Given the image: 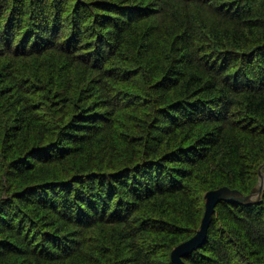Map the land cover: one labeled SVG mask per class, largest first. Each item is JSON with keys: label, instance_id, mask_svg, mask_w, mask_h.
Here are the masks:
<instances>
[{"label": "trees", "instance_id": "1", "mask_svg": "<svg viewBox=\"0 0 264 264\" xmlns=\"http://www.w3.org/2000/svg\"><path fill=\"white\" fill-rule=\"evenodd\" d=\"M0 7V264H174L259 185L264 0ZM184 261L264 264V193Z\"/></svg>", "mask_w": 264, "mask_h": 264}, {"label": "water", "instance_id": "2", "mask_svg": "<svg viewBox=\"0 0 264 264\" xmlns=\"http://www.w3.org/2000/svg\"><path fill=\"white\" fill-rule=\"evenodd\" d=\"M262 169L263 167L260 171L259 185L254 188L249 195H245L237 189H231L226 186L209 191L205 194V213L202 219L201 227L192 238L173 249L171 259L174 264H186L184 258L200 249L206 243L213 215L215 214L216 207L220 202L225 201L237 203L243 206H251L262 201L264 193V173Z\"/></svg>", "mask_w": 264, "mask_h": 264}, {"label": "bare ground", "instance_id": "3", "mask_svg": "<svg viewBox=\"0 0 264 264\" xmlns=\"http://www.w3.org/2000/svg\"><path fill=\"white\" fill-rule=\"evenodd\" d=\"M54 1V0H53ZM58 1V0H57ZM45 2V1H44ZM50 2H51V0H50ZM48 3V2H47ZM52 4H50V6H51ZM48 6V5H47ZM54 6V5H53ZM0 8H2V7H0ZM47 8V7H46ZM50 8H52V7H50ZM57 9H58V7H56ZM43 9V8H42ZM55 9V8H54ZM47 10V9H46ZM51 10H53V9H51ZM50 11V10H49ZM1 12V11H0ZM48 14V13H47ZM53 15V14H52ZM53 17V16H52ZM69 17H71V16H69ZM79 22V21H78ZM85 23V22H84ZM87 23V22H86ZM83 24V23H82ZM198 55H200V54H198ZM4 59V58H3ZM9 59H11V58H9ZM15 61H16V59H15ZM35 62V61H34ZM258 63V62H257ZM256 63V64H257ZM36 64V63H35ZM263 65V64H262ZM17 66V65H16ZM15 66V67H16ZM6 67V66H5ZM10 68V67H9ZM17 68V67H16ZM15 69V68H14ZM3 71V70H2ZM13 72V71H12ZM29 72V71H28ZM33 72V71H32ZM2 73V72H1ZM8 73V72H7ZM20 73H22V72H20ZM34 73V72H33ZM27 74V73H26ZM223 74V73H222ZM222 74H220L221 76H223ZM35 75V74H34ZM32 76V75H31ZM23 77L24 78H27V77H25L24 75H23ZM30 77V76H29ZM36 77V76H35ZM15 78V77H14ZM20 78V77H19ZM32 78V77H31ZM16 79V78H15ZM29 79V78H28ZM37 79V78H36ZM27 80V79H26ZM34 80V79H33ZM8 81V80H7ZM20 81H22V80H20ZM24 81V80H23ZM28 82V81H27ZM31 82V81H30ZM243 82V81H242ZM19 84V83H18ZM6 85V84H5ZM21 85V84H20ZM9 86V85H8ZM22 86H23V84H22ZM28 86H30L29 84H28ZM32 88V87H31ZM26 90V89H25ZM22 91V90H21ZM24 92V91H23ZM15 97V96H14ZM27 97V96H26ZM30 97H31V95H30ZM27 98H29V96L27 97ZM27 100V99H26ZM13 101V100H12ZM11 101V102H12ZM24 101V100H23ZM25 102V101H24ZM34 103V102H33ZM6 122V121H5ZM10 124V123H9ZM27 154V153H26ZM248 154V153H247ZM1 158H2V156H1ZM247 159H248V157H247ZM33 160V159H32ZM2 161V160H1ZM19 161V160H18ZM23 161V160H22ZM7 162V161H6ZM9 162V161H8ZM7 162V163H8ZM32 162V161H31ZM26 163V162H25ZM6 164V163H5ZM28 165V164H27ZM26 165V166H27ZM18 166V165H17ZM3 167H4V165H3ZM7 168V167H6ZM168 168V167H167ZM1 170V169H0ZM30 170V169H29ZM33 170V169H32ZM4 171V170H3ZM2 172V171H1ZM6 173V172H5ZM25 173V172H24ZM33 173V172H32ZM34 175V174H33ZM27 176V175H26ZM20 177V176H19ZM28 177V176H27ZM30 177H32V176H30ZM253 177V176H252ZM34 178V177H33ZM3 179V178H2ZM78 179V178H77ZM0 180H1V177H0ZM23 181V180H22ZM27 181V180H26ZM33 181V180H32ZM3 182H1V184H2ZM19 184V183H18ZM25 184V183H24ZM77 184V183H76ZM86 184V183H85ZM4 186V185H3ZM39 186V185H38ZM87 186V185H86ZM20 187V186H19ZM18 187V188H19ZM1 188V187H0ZM4 188H5V186H4ZM23 188V187H22ZM233 189V188H232ZM1 191H2V189H1ZM4 191V190H3ZM8 193V192H7ZM9 193H12V192H9ZM5 194V193H4ZM1 195V194H0ZM12 196V195H11ZM10 196V197H11ZM89 198V197H88ZM2 201V200H1ZM24 214V213H23ZM25 215V214H24ZM27 218V217H26ZM32 218V217H31ZM28 220V219H27ZM25 221V220H24ZM28 221H30V219L28 220ZM27 221V222H28ZM47 223H48V221H46ZM30 223V222H29ZM42 223V222H41ZM128 223H131L130 222V219H129V221H128ZM29 225V224H28ZM35 226V225H34ZM33 226V227H34ZM42 226V225H41ZM31 228V227H30ZM40 228V227H39ZM47 228V227H46ZM41 229V228H40ZM39 230V229H38ZM34 232V231H33ZM42 232V231H41ZM44 232V231H43ZM12 233H14V232H12ZM40 234V233H39ZM14 235V234H13ZM124 235V234H123ZM44 237V236H43ZM45 238V237H44ZM121 239V238H120ZM38 242H39V240H38ZM37 242V243H38ZM41 243V242H40ZM39 244V243H38ZM38 244H36V245H38ZM47 245V244H46ZM54 245V244H53ZM119 245V244H118ZM155 245V244H154ZM159 245V244H158ZM38 247V246H37ZM111 247V246H110ZM112 247H113V245H112ZM155 247V246H154ZM158 247H160V246H158ZM117 248V247H116ZM44 249V248H43ZM50 249H52V248H50ZM49 249V250H50ZM113 249H115V248H113ZM158 249V248H157ZM51 251V250H50ZM39 252H41V251H39ZM43 252H44V250H43ZM48 252V251H47ZM54 253H55V251H54ZM156 253H158V252H156ZM43 254H45V252L43 253ZM49 254V253H48ZM53 254V253H52ZM159 254V253H158ZM49 256V255H48ZM250 256H251V254H250ZM257 256V255H256ZM170 257V256H169ZM253 257H255V256H253ZM20 258H22V257H20ZM24 258V257H23ZM22 258V259H23ZM169 259V258H168ZM250 260H251V258H249ZM252 259H254V258H252ZM257 259V258H256ZM263 259V258H262ZM23 260H25V259H23ZM156 260V259H155ZM54 262V261H53ZM168 262V261H167ZM250 262V261H249ZM253 262V261H252ZM260 262V261H259ZM264 262V261H263ZM20 263H21V261H20ZM251 263V262H250ZM254 263V262H253ZM262 263V262H261ZM57 264V263H56ZM259 264V263H258Z\"/></svg>", "mask_w": 264, "mask_h": 264}]
</instances>
